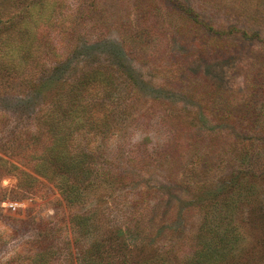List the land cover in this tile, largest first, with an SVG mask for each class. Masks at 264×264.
<instances>
[{"label":"rangeland","instance_id":"obj_1","mask_svg":"<svg viewBox=\"0 0 264 264\" xmlns=\"http://www.w3.org/2000/svg\"><path fill=\"white\" fill-rule=\"evenodd\" d=\"M0 264H264V0H0Z\"/></svg>","mask_w":264,"mask_h":264},{"label":"trees","instance_id":"obj_2","mask_svg":"<svg viewBox=\"0 0 264 264\" xmlns=\"http://www.w3.org/2000/svg\"><path fill=\"white\" fill-rule=\"evenodd\" d=\"M108 26V28H111L112 26H115V27H117V24L116 23H111L110 22V24L109 25H107ZM130 32H133V33H136V34H143L144 32H145V29L143 30V32H141V33H139L138 32V30H136V31H130ZM121 66H122V63H121ZM112 69L115 71V72H119V75L120 76H122V74L124 73V70H122V69H120L119 70V68L116 66V65H110V64H99L98 65V72H95V73H98V76H102V74H103V76L104 75H106V76H104V78H108V76H110L111 77V75H113V72H112ZM124 81V80H123ZM86 84H87V82H86ZM117 86H118V84H117ZM118 89H120V87H117ZM134 88V87H133ZM117 93H115L114 94V96L116 95ZM113 96V97H114ZM119 97H122V96H117V98H119ZM162 100H164L165 101V99H162ZM138 103V98L137 97H134V99H133V97H132V99H131V104H130V106L131 107H129V108H132V105H136ZM247 105V104H246ZM244 105V108L246 109V112L245 113H247V111H248V113H250V112H253V113H255V112H257L256 110H255V108H253V106H252V104H250V105ZM107 107L105 106V104L103 103V100L101 101L100 99L98 100V111H103L104 112V114H105V116L101 119L102 121H103V124H100V125H102V127H103V133L105 134V135H108V134H117L116 133V130H120V126H122L123 124H125V119H124V116H122V114H118L115 110H112V109H110V110H108L107 111V109H106ZM185 109V112H187V113H189L190 112V110L189 109H187V108H184ZM187 109V110H186ZM126 111H127V108H126ZM189 111V112H188ZM217 116V115H216ZM216 118V117H215ZM214 118V119H215ZM132 119V118H131ZM219 119H220V117H219ZM222 119V118H221ZM191 122V121H190ZM178 123L180 124V121H179V119H178ZM181 125V124H180ZM185 129V128H184ZM186 130V129H185ZM183 133H186L187 134V136L189 137V140H190V142L192 143V144H196V139H197V137H196V134L194 133V132H192V131H183ZM218 134V132H213L212 134H210L211 135V137L213 138V139H215L216 138V135ZM196 138V139H195ZM236 141H235V144H248V142H250V139L248 138V139H240V140H237V138L235 139ZM174 141V144L176 143L175 141H177V138L175 139V140H173ZM252 145H254V143L252 142L251 143ZM234 148H238V150L240 151V147H238V146H235ZM248 153V149H246V153L245 154H247ZM98 249H99V246H98Z\"/></svg>","mask_w":264,"mask_h":264},{"label":"built area","instance_id":"obj_3","mask_svg":"<svg viewBox=\"0 0 264 264\" xmlns=\"http://www.w3.org/2000/svg\"><path fill=\"white\" fill-rule=\"evenodd\" d=\"M3 204L5 205V208L7 210L11 209L12 211H16L20 206L18 202L9 201V200L5 201Z\"/></svg>","mask_w":264,"mask_h":264}]
</instances>
